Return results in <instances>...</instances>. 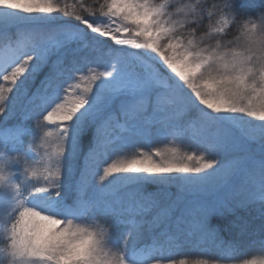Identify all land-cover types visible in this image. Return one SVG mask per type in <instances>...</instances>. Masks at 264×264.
<instances>
[{
  "label": "snow or ice",
  "instance_id": "6c2138e0",
  "mask_svg": "<svg viewBox=\"0 0 264 264\" xmlns=\"http://www.w3.org/2000/svg\"><path fill=\"white\" fill-rule=\"evenodd\" d=\"M17 103L0 128V264H177L166 249L223 251L213 220L264 204V9L0 0V117ZM153 135L170 139L138 146ZM178 264H264V241L251 258Z\"/></svg>",
  "mask_w": 264,
  "mask_h": 264
},
{
  "label": "rangeland",
  "instance_id": "374dc122",
  "mask_svg": "<svg viewBox=\"0 0 264 264\" xmlns=\"http://www.w3.org/2000/svg\"><path fill=\"white\" fill-rule=\"evenodd\" d=\"M258 0H236V10L238 13H241L237 8H240V7H244L246 6L247 4L248 5H251L254 9L257 8V10H255V13L260 11L261 9H264V6L260 3L257 2ZM196 0H177V4H184V3H195ZM221 1H218V0H199V4L200 6L203 8V11L205 13V16H207V13L209 11H212L213 10V6L214 5H217L219 4ZM60 3L64 4V3H69V4H73V5H77L79 6V4H83L85 6H88V7H91L94 3H95V0H60ZM73 23H76L75 21H73ZM207 25H208V21L207 19H205L201 25V27L198 29V30H204L206 31L207 30ZM82 27V26H81ZM234 30L230 33H226V35H224L223 37H221L220 39L222 40V42H226V41H236L237 37H239V27L237 25H233ZM10 32H14L15 30L14 29H10L9 30ZM208 43L210 44H215V40H210L208 41ZM103 64H104V61H101V67H103ZM46 69V72L49 71V67H45L43 70ZM43 70L41 72H43ZM37 73L35 78L41 73ZM36 80V79H35ZM40 84V82H39ZM39 84H36L35 82L33 83L31 80L26 84V87L28 88V91H29V94L39 85ZM22 115V107L20 105V103H17L12 112L7 115V116H3V117H0V128H6L10 125H14V124H10L9 122L12 121L11 120V117L13 116L12 119H14L16 116H21ZM32 121H28L27 122V126L28 127H33V122L30 123ZM0 138H2V135H0ZM183 145H185V142H183ZM138 146L141 148L142 144L138 143ZM164 145L161 144L160 140H156V143L154 145H152V148H144V150H152L153 148L155 147H163ZM236 154L235 153H230V154H225L221 157V161L222 163L225 164V167H230L231 166V163H232V160H233V157L235 156ZM171 191H175V189H170ZM234 207V206H233ZM5 208H6V205L3 201H0V216H2L4 214V211H5ZM250 218L248 217V220ZM246 230L247 228L246 227H241L239 229H235V231H232L229 233V236H228V239L226 240L225 242V249H228V250H233L234 252H236V249L237 248H240L242 247L244 244V240L246 238ZM150 242V238L149 237H145L144 241L142 243L144 244H147ZM190 245L186 247V244H188V242H185V243H180L170 249H166L165 252L163 253V255L165 257H168V258H171V259H175L177 261V264H178V261L179 259L181 258H186V259H193V258H200V257H206V256H214V255H211V254H205L203 249L204 248H207L208 250L210 248H216V249H219L217 247H213L211 244H210V241L207 240V239H193L191 240L190 242ZM4 245H3V242L2 240H0V248H2ZM224 249V250H225ZM223 250V251H224ZM259 250V249H258ZM258 250H253V251H250L249 254H247V257H239L237 258L236 260H241V259H244V258H251V256L255 253L258 252ZM155 256H159L160 253H156L154 254Z\"/></svg>",
  "mask_w": 264,
  "mask_h": 264
},
{
  "label": "trees",
  "instance_id": "16d2710c",
  "mask_svg": "<svg viewBox=\"0 0 264 264\" xmlns=\"http://www.w3.org/2000/svg\"><path fill=\"white\" fill-rule=\"evenodd\" d=\"M221 1V0H218ZM258 3L264 6V0H258ZM242 14H254L255 10L251 5H246L244 7L237 8ZM87 16V13H84ZM235 27H230L228 33L232 32ZM205 30V29H204ZM204 30H198V34H202ZM46 73V69L43 70L35 79V83L39 84L41 79L43 78L44 74ZM9 123L14 124L18 123L21 116H16L12 119ZM32 123V122H30ZM91 133L89 132V135ZM170 138H164L160 136L153 135L150 141L141 140L140 143L142 144L141 148H152V145L156 143V140H160L162 145H165L169 142ZM85 141H87V137H85ZM182 141L185 142V147L190 145V141L187 137L182 138ZM248 217L250 218L248 220ZM213 223L219 229V235L224 242L228 239L229 233L235 231V229H239L241 227H246V238L244 240V245L240 248L236 249V252L233 250L225 249L222 251L220 248H204L203 251L205 254H211L214 256H221L226 251L233 259H237L239 257H247V254L250 251L258 250L260 248V244L264 241V204L260 203H252L247 205L246 207H233L231 212H228L226 209L224 210V215L218 216L216 219L213 220ZM123 229H120L122 231ZM211 244V243H210ZM190 243L186 244V247L189 246Z\"/></svg>",
  "mask_w": 264,
  "mask_h": 264
},
{
  "label": "clouds",
  "instance_id": "9594fccd",
  "mask_svg": "<svg viewBox=\"0 0 264 264\" xmlns=\"http://www.w3.org/2000/svg\"><path fill=\"white\" fill-rule=\"evenodd\" d=\"M240 40H241V43H243V38L242 37L240 38Z\"/></svg>",
  "mask_w": 264,
  "mask_h": 264
}]
</instances>
